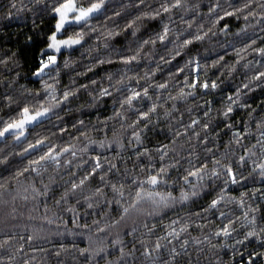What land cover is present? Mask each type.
Segmentation results:
<instances>
[{
    "label": "clouds",
    "instance_id": "9594fccd",
    "mask_svg": "<svg viewBox=\"0 0 264 264\" xmlns=\"http://www.w3.org/2000/svg\"><path fill=\"white\" fill-rule=\"evenodd\" d=\"M0 264H264V0H0Z\"/></svg>",
    "mask_w": 264,
    "mask_h": 264
},
{
    "label": "snow or ice",
    "instance_id": "6c2138e0",
    "mask_svg": "<svg viewBox=\"0 0 264 264\" xmlns=\"http://www.w3.org/2000/svg\"><path fill=\"white\" fill-rule=\"evenodd\" d=\"M54 36H55V34H53V36H52V45L53 46H55V45H57V44H60V43H63V41H59V40H56L55 38H54ZM49 59H55V57L53 56V57H49Z\"/></svg>",
    "mask_w": 264,
    "mask_h": 264
}]
</instances>
